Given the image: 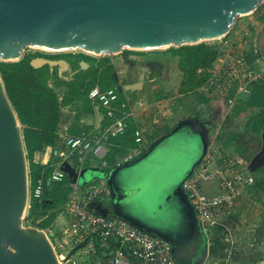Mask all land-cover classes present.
Returning a JSON list of instances; mask_svg holds the SVG:
<instances>
[{"label": "water", "instance_id": "95a60500", "mask_svg": "<svg viewBox=\"0 0 264 264\" xmlns=\"http://www.w3.org/2000/svg\"><path fill=\"white\" fill-rule=\"evenodd\" d=\"M261 3L264 4V0H0V62H19L24 50L30 47L54 53L81 52L105 57L125 50L194 46L224 37L234 27L236 18L253 14ZM30 65L67 68L63 60L41 57L32 59ZM86 66L80 63L81 70ZM141 86V83H132L122 90L136 91ZM102 119V116L97 119V128ZM184 124L190 123H178L132 164L111 172L108 180L111 197L115 192L130 195L128 184L131 183L124 178V171L152 157L163 144L179 135ZM200 141L205 152V137ZM263 164L264 141L260 151L250 159L248 169L254 173ZM61 170L75 182L76 175L67 163H63ZM94 172L97 171L83 169L79 185H85ZM28 183L21 125L0 76V264H58L46 234L22 225L29 201ZM165 191L167 199L176 198L186 203V198L180 194L181 183L170 182Z\"/></svg>", "mask_w": 264, "mask_h": 264}, {"label": "built area", "instance_id": "2783aa9c", "mask_svg": "<svg viewBox=\"0 0 264 264\" xmlns=\"http://www.w3.org/2000/svg\"><path fill=\"white\" fill-rule=\"evenodd\" d=\"M228 34L218 40H223L229 47L231 39L226 38ZM217 62L218 67L210 70L200 91L214 103L212 107L217 110L218 119L212 126V135L208 136L201 162L181 183L202 229L223 226L233 215L245 191L256 182L247 163L245 165L226 155L218 140L223 122L239 96L246 98L253 83L261 76L238 52L224 55L221 50ZM119 92L117 88H91L88 100L104 110L108 122L96 131L65 135L63 149L46 147L43 153L35 152L32 156V162L42 166L52 161L50 183H62L67 178L61 170L63 163H67L76 175L75 182L67 178V198L55 221L49 228L40 229L49 239L58 264H176L168 241L150 235L115 215L100 213L93 207L105 193L101 183L93 181L82 186L78 183L81 171L89 165L98 164L105 170L120 167L136 159L146 149L141 132L135 130L133 146L127 153L115 157L112 164L107 161L109 149L114 147L111 139L126 133L130 117L127 103L119 100ZM203 185L210 187L208 193ZM43 193V179H38L33 187L29 179L28 199L40 201Z\"/></svg>", "mask_w": 264, "mask_h": 264}, {"label": "crops", "instance_id": "0c3cea01", "mask_svg": "<svg viewBox=\"0 0 264 264\" xmlns=\"http://www.w3.org/2000/svg\"><path fill=\"white\" fill-rule=\"evenodd\" d=\"M263 13L264 10L259 14L257 13L255 19L257 20L258 16H261ZM253 22L258 24L256 21ZM251 23L252 22L249 24ZM244 25H246V23L234 25L235 33H240V31L244 29ZM154 51V54L146 57H130L129 54L132 53H127L125 51L121 53L123 57H91V59L96 62L104 61L113 67V86L111 88H117L121 91L123 101L127 103L130 112V117L127 119V131L124 135L118 138L126 136L132 138V133L131 135H128V133L139 130L146 144V149L136 159L141 157L153 143L169 134L178 123H180L174 118L175 115H173L172 111L174 110L173 107L171 105L168 106L164 99L161 100L159 96L154 97L152 100L149 99L151 96H149L146 87L150 83V78L152 79L159 75L162 76L163 79H166L167 82L171 83V75L173 74L174 81L172 83L176 86V92H178L182 80V73L178 69V58L172 56L168 49ZM248 54L250 57H245L248 65L260 74V80L264 82V23L262 22L258 24V27L255 30L254 40L250 44ZM80 63L81 62H79V66ZM86 64L87 66L85 69H80L81 71H85L89 68V64ZM217 67L218 62L216 59L211 70ZM49 68L50 70H55L57 76L63 80H70L76 73L68 63L67 68H61L58 66ZM132 83H141V89L127 92L122 90L125 85H130ZM166 86V88H168L170 87V84H167ZM196 92L197 94L208 98L200 91V87ZM190 94L191 93H178L177 95L178 97L184 96L188 98V95ZM194 97L196 98L195 103L197 105L203 104L199 102V96ZM186 98L185 100H187ZM243 99H245V97L239 96L236 105ZM179 102L183 103L182 107H179V109L181 108L182 112L185 113V109L183 108L185 101L182 102V100H180ZM212 104L214 103L209 99L208 104L206 105L210 111V118H208V121L205 123L207 125L213 120V126L215 120L218 119V115L216 112L217 110L213 109ZM90 106L92 112L82 114L78 118H76V109H79L77 105L67 106L61 110V121L57 131L58 141L55 147L60 149L64 148L62 145L63 137L68 134L71 135L70 130H72V127L80 132H91L100 129L108 122L104 116V110L102 108L91 103ZM193 107L197 112L196 114H198L199 109L195 108V106ZM190 108L192 109L191 102ZM234 108L231 109L229 115L223 122L220 135L221 138L218 141L221 143L226 155L234 157L245 163V165L246 163L248 165L250 159L260 151L264 140L261 136L253 134L246 128L245 122L248 117L245 116L244 118H239L232 115ZM178 114L179 112L176 115ZM99 116H102L103 119L101 121V126L97 128V119ZM181 122H189L190 124H184L180 133L184 130H186V132L191 130V134H195L199 139L203 140L205 137L207 146L209 140L208 136L212 135V129L211 133L207 134L206 130L203 128L202 122L200 123L197 120ZM197 125L200 126V128H198ZM251 137H257L258 143H254ZM228 139H230V142H228ZM116 147H118V145ZM130 148L131 147L125 148L126 153ZM109 150L111 151V149ZM201 153L202 155L199 161H197L196 167L199 165L205 154V152ZM45 158L47 159L46 156ZM136 159L126 164H131ZM120 167L108 170L100 168L98 164L89 165L87 167L88 169L97 171L89 176L87 183L91 182L92 179H101L103 176L106 185L103 197L99 202L93 204V207L100 213L115 215L150 235L161 237V234L155 235L156 233L148 231L143 228L142 225H139V223H135L131 216L127 215L126 211H121L120 204L122 203V200L128 198L129 195L115 192L111 197L108 187L109 176L111 172ZM184 180L185 178L183 181ZM202 188L206 193H208V190L210 189L207 185H203ZM107 199H109V202ZM172 200H175V206L181 215L182 229L172 231L170 234L168 233L169 236L163 235L161 238L164 237L168 242H172V248L174 250L172 257L176 264H253L254 262L252 263L253 260H251V258L255 254H259V257L261 255L263 256L262 259L259 258L258 262H264V207H258L259 204H263L264 195L255 189L254 186L245 191L233 215L224 222L223 226L209 227L206 229H202L200 226L194 213L190 209L187 200L185 204L182 202L183 200L180 199L177 200L174 198ZM103 209H106V211L103 212ZM255 210H257V214H255L256 217H253L251 214ZM252 233L256 234L254 238V240L257 239L256 241L251 240Z\"/></svg>", "mask_w": 264, "mask_h": 264}, {"label": "trees", "instance_id": "16d2710c", "mask_svg": "<svg viewBox=\"0 0 264 264\" xmlns=\"http://www.w3.org/2000/svg\"><path fill=\"white\" fill-rule=\"evenodd\" d=\"M258 20L264 23V13L258 17ZM168 51L178 58V69L182 73L178 93H191L199 96L201 103L208 104L209 99L197 94L196 90L209 77L210 70L219 57L218 49L204 42L194 46L169 48ZM36 56L48 60H64L76 72L70 80H63L47 65L40 68L32 67L29 58H23L16 63L0 62V76L4 89L21 125L31 187L40 178L44 182L42 199L29 200L24 220H38L37 228L47 229L53 224L58 210L66 201L68 180L65 178L62 183H50L48 179L52 170V161L47 166H42L33 163L32 156L35 152L43 153L46 147H55L58 141L57 131L61 121V110L64 107L77 105L79 109H76V118L92 112L88 100L89 90L96 85L102 90L111 88L114 70L106 62H96L83 53ZM79 62L88 63L89 68L81 71ZM118 94L119 100L123 101L121 91ZM249 110L255 113L247 118L246 128L264 140V82L261 80L253 83L250 94L239 101L232 115L244 118ZM79 133L80 131L73 127L70 130L71 135ZM131 133L132 138L126 136L111 139L110 142L114 147L107 156L109 164L114 162L116 156H123L126 153L125 148L133 146L134 132L128 135ZM253 175L256 177L254 188L264 195V164Z\"/></svg>", "mask_w": 264, "mask_h": 264}, {"label": "rangeland", "instance_id": "374dc122", "mask_svg": "<svg viewBox=\"0 0 264 264\" xmlns=\"http://www.w3.org/2000/svg\"><path fill=\"white\" fill-rule=\"evenodd\" d=\"M262 10H264V4L261 3L257 6V9L253 14L236 18L234 25L245 23L246 25H244V29L238 34L235 33L234 27L232 28L230 33L226 36L229 41L231 39V42H229V47L224 44L223 40L218 39L208 41L206 43L210 46L216 47L217 49H219V51L223 50L224 55L227 53L235 54L236 52H238L244 57H250L248 54L249 47L254 40L255 30L257 29L258 24H260L258 19H255V16ZM253 21L258 22V24ZM250 22L252 23L249 24ZM79 53L81 52L54 53L37 50L30 47L24 50L21 59L29 58L32 60L34 58H37V54L63 56L68 54L78 55ZM127 53H132L129 54L130 57H146L148 55L154 54L155 51H132ZM105 57L123 56L122 54H118ZM171 77L173 82V74L171 75ZM149 80L150 83L146 87L149 96H151L149 99L152 100L154 97L159 96L161 100H165L168 106L171 105L173 107L174 110L172 111L173 115H175L174 118L176 121L178 120V122H181L197 120L200 123L202 122L203 128L206 130L207 134L211 133L213 120L210 121L211 123H208L206 125L205 122L208 121V118H210V111L205 103L197 105L195 103L196 98L193 94L188 95V98L184 96L178 97L176 86H174L172 82H167L166 79H163L162 76L157 75L152 79L150 78ZM167 84H170V87L166 88ZM185 98L187 100H185ZM180 100H182V102L185 101V104L183 105L185 113L182 112L181 108L179 109V107H182L183 104L179 102ZM190 102L192 103V109L190 108ZM193 106L199 109L198 114H196L197 112L194 110ZM178 112L179 114L176 115ZM254 113V111L249 110L246 113V117H250ZM194 135L195 134L192 135L191 133L186 132V130L181 131V133H179V135L176 136L173 140L167 141L165 144H163L152 157L140 163L132 165L129 167V169H126L124 171V178L126 177L130 181L131 184H128V186L131 189L128 198L122 200L120 209L121 211H126L127 215L131 216L135 223H139V225H142L143 228L147 229L148 231L169 236L168 233L170 234L172 231L182 229L180 218L181 215L179 213V210L175 206V200L173 201L167 199L168 196L166 195L165 188L167 184H170V182L176 185L182 183L191 167L195 163H197V161H199L202 155L200 144L201 141L199 137ZM251 139L254 143H258L257 137H251ZM93 181L101 183L103 187L106 188L105 179L103 176L98 180L92 179L91 182ZM107 201L109 202V199H107ZM259 206L263 208L264 202L263 204H259L258 207ZM104 211H106V209H103V212ZM255 214H257V210H255L251 215L253 217H256ZM38 223V220H23L22 225L24 227L37 228ZM255 235L256 234L252 233V241L257 240H254ZM259 258L262 259L263 256L261 255L259 257V254L253 255L251 258V260H253L252 263L254 262L253 264H258L262 262H258Z\"/></svg>", "mask_w": 264, "mask_h": 264}, {"label": "flooded vegetation", "instance_id": "af4514ba", "mask_svg": "<svg viewBox=\"0 0 264 264\" xmlns=\"http://www.w3.org/2000/svg\"><path fill=\"white\" fill-rule=\"evenodd\" d=\"M180 194H181V196H182L183 198H186V200H187V197H186V194H185L184 191L180 192ZM187 201H188V200H187Z\"/></svg>", "mask_w": 264, "mask_h": 264}, {"label": "bare ground", "instance_id": "6f19581e", "mask_svg": "<svg viewBox=\"0 0 264 264\" xmlns=\"http://www.w3.org/2000/svg\"><path fill=\"white\" fill-rule=\"evenodd\" d=\"M49 52V51H48Z\"/></svg>", "mask_w": 264, "mask_h": 264}]
</instances>
